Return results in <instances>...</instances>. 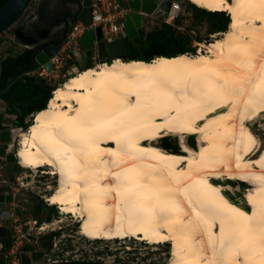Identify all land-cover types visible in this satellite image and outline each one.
<instances>
[{"label":"bare ground","instance_id":"1","mask_svg":"<svg viewBox=\"0 0 264 264\" xmlns=\"http://www.w3.org/2000/svg\"><path fill=\"white\" fill-rule=\"evenodd\" d=\"M192 1L227 11L231 30L196 54L69 72L16 157L52 167L50 205L91 239L169 243L170 264H264V0ZM172 135L202 152L163 147Z\"/></svg>","mask_w":264,"mask_h":264},{"label":"rangeland","instance_id":"2","mask_svg":"<svg viewBox=\"0 0 264 264\" xmlns=\"http://www.w3.org/2000/svg\"><path fill=\"white\" fill-rule=\"evenodd\" d=\"M34 4L35 0H32L20 18L2 33L0 38L6 35V33L12 32L13 28L25 20L30 14ZM183 6L187 12L189 10L191 11V7L187 0L183 2ZM123 14L122 15L125 16V13ZM161 17L166 18L167 15L163 14ZM191 18H193V15L183 17L181 19V24L184 28H190V33L194 39L201 38L203 42L200 43L206 45L211 44L217 36L222 35V32L210 35L209 24L207 22L195 24ZM122 20H124V18ZM184 30L185 29H183V31ZM195 45L197 46L196 53H198L200 44L195 42ZM202 50L205 51L206 46H203ZM98 64L99 63H94L93 67ZM85 67L84 65L82 69ZM69 72L72 71H65L62 75L57 76V81L54 82V84L58 86L63 84L67 78L71 76ZM5 115L6 114H3L2 121H7L6 126L10 128L16 127V117L9 115L6 119ZM33 116L34 115L29 116L27 122L31 123ZM37 119V114H35V124L37 123ZM34 123L29 127L35 125ZM252 126L259 135L262 146H264V119L256 121ZM18 139L19 138L16 140L17 148ZM183 141L184 144L189 147L199 152L201 151V149L198 148V135L193 138L187 137L184 139L178 135H172L160 141V143L165 148L179 151ZM6 162V156H0V166L5 165ZM51 169L52 167L49 165H45L37 170L25 168L24 172L16 174L15 180L12 182L13 185L11 183L10 187L6 188L9 192H15L18 197L19 207H16V211L19 222L27 228L29 221L32 223L35 220L37 221L36 228L33 230L35 235L32 239L37 242L38 248L44 250L47 254L43 258V262L53 264V260L64 262L69 259L82 262L83 264H93L96 262H104L106 264H170L173 245L169 243L153 245L133 237L123 239L116 238L112 240L91 239L82 234V224L79 219L75 218L72 214H62L57 206L50 205L49 203L47 197L51 196L61 183L58 175L49 173ZM3 177L7 176L3 175ZM242 184L243 186H240L238 182H232L231 187L235 190L237 196L243 197L245 195L246 197L248 185L246 183ZM248 201L249 203L252 202L250 199ZM8 224H10V222ZM42 242L45 243V246L41 245ZM10 245L9 238V242H5L0 252V264H9V258H11V256H9ZM7 254L9 256L8 258H6ZM21 263L20 256L18 264Z\"/></svg>","mask_w":264,"mask_h":264},{"label":"water","instance_id":"3","mask_svg":"<svg viewBox=\"0 0 264 264\" xmlns=\"http://www.w3.org/2000/svg\"><path fill=\"white\" fill-rule=\"evenodd\" d=\"M32 0H7L0 7V35L11 27L23 14L27 6ZM81 5L73 16L67 19L68 31L72 30L73 25L82 21L89 25L93 21L91 14L92 0H80ZM118 6L125 11L124 20L122 23L123 32L119 36H108L102 26L89 28L85 31L81 38V44L84 49V54L91 58L95 55V60L98 63L112 62L115 58L128 59L127 47L124 44L123 37H127L136 42L140 41L146 35L144 25L145 15L158 14L163 15L170 9L172 1L184 0H115ZM96 19H100L97 16ZM63 48L62 40L42 44L36 50V61L43 65L48 73L53 71L52 58H54ZM67 65L72 68L73 73H77L80 68L77 65L75 58H69ZM2 67L0 66V76ZM40 80L41 78H36ZM45 81V79H43ZM24 127L21 122H17V126L0 130V156H6L7 162L0 166V248L5 245L4 239L11 236L7 226L2 225L3 221L10 219V209L8 205L15 203L18 200L17 195L9 192L11 183L15 180L16 174L24 172L25 168L19 164L16 157V140L18 135L23 132ZM4 173V174H3ZM8 177L6 182L1 180V177ZM21 264H51L43 262L45 257L44 250H37L36 245L31 241H27L21 251Z\"/></svg>","mask_w":264,"mask_h":264},{"label":"trees","instance_id":"4","mask_svg":"<svg viewBox=\"0 0 264 264\" xmlns=\"http://www.w3.org/2000/svg\"><path fill=\"white\" fill-rule=\"evenodd\" d=\"M6 1L0 0V7ZM187 1L195 11L193 23L200 24L207 20L211 34L231 30L232 18L227 11H211L198 6L192 0ZM67 16L68 14L65 17L67 18ZM179 25H181V18L176 19L174 24L162 22L159 27L149 31L146 38L141 41L143 53L127 54L128 59L124 60L151 61L158 56L173 57L184 53L195 54L197 46H194V42H203V40L201 38L194 39L189 27L183 31L178 28ZM35 60L34 50L30 49L17 56H8L1 62L0 96L11 103H15L11 106L10 113L17 114V120L22 123L24 130L34 123L36 113L47 108L52 92L58 86H49L46 82L31 80L26 75L28 71L37 66ZM90 67H93V64H89L83 69ZM83 69L80 68V70ZM39 95L45 97V102L34 105V97ZM33 114L32 122H27V118ZM74 263L81 264L82 262L76 261Z\"/></svg>","mask_w":264,"mask_h":264},{"label":"crops","instance_id":"5","mask_svg":"<svg viewBox=\"0 0 264 264\" xmlns=\"http://www.w3.org/2000/svg\"><path fill=\"white\" fill-rule=\"evenodd\" d=\"M80 5H81L80 0L77 1L76 0L75 1L35 0V4L32 7V10L30 14L27 16V18L23 20L21 23H19L18 26L13 28L12 32L6 33V35H3L0 38V66L2 60L7 58L8 56H17L19 54H23L24 52L30 49L34 50L35 59H36V50H38L37 48L39 46L41 47L42 44H50L59 40H62V44H63V48L61 52L62 55L70 54L72 57H74V52L79 51V55L74 57L76 59L79 68H82L84 65L87 66L89 64L97 63V61L95 60V55H93L91 59L84 54V49L81 44V38L79 40L80 41L79 43L72 42L69 44L66 41L67 35L69 33L67 29L68 27L67 19L73 16L74 13L78 11ZM123 13H125L124 10ZM66 14H68L67 18L65 17ZM187 15H193V18L191 19H193L194 21L195 11L192 7H191V11L189 10L188 12L184 8V14L180 18L182 19ZM64 17L65 20H63ZM164 21L167 22L165 18H162L158 14L145 15L144 25L146 29V35L149 31L159 27L161 23ZM174 22L175 20L168 23L174 24ZM204 22H207V20H204L201 23ZM122 23L123 20H121V24ZM178 28L180 30L185 29L182 24L179 25ZM122 32L123 30L115 34L114 36H119L122 34ZM146 35L138 42L129 39L127 37H123L124 44L127 47V54L143 53L140 43L143 39L146 38ZM210 35L212 34L210 33ZM195 42H194V46H196ZM36 64L37 66L31 69L30 71H28L26 75L29 76L31 80H37L36 78L38 77H40L41 79L37 81H43V79H45V81L43 82H46L49 86H57L56 84H54V82L57 81L56 77L62 75L65 71L72 70V68L67 65V62L65 63L62 69L52 71L51 73H48L46 69L43 67V65L39 64L37 61ZM43 102H45V97L43 95L34 97V102H33L34 105H40ZM12 105H15V103H11L0 96V118H1L0 130L10 129L9 126H6L7 121L4 122L2 121L3 114H6L5 115L6 119L8 118L9 115H12L16 117L15 119L17 120V114L10 113V109ZM1 180L3 182H6L7 177L2 176ZM11 207H19L18 200H16L15 203L9 205V208ZM4 242H9V238L4 239Z\"/></svg>","mask_w":264,"mask_h":264},{"label":"built area","instance_id":"6","mask_svg":"<svg viewBox=\"0 0 264 264\" xmlns=\"http://www.w3.org/2000/svg\"><path fill=\"white\" fill-rule=\"evenodd\" d=\"M91 14L94 18L91 24L86 25L82 21H78L73 25L72 30L68 33L66 38V41L69 44L72 42L79 43L80 38H82L85 31L89 28L102 26L104 32L111 38L123 30V26L121 24V20L124 18L123 10L118 6L115 0H92ZM164 14L167 15L165 18L167 22H172L180 18L184 14L183 2L172 1L170 9ZM97 16H100V19H96ZM61 52L62 50L54 58H52L53 71L62 69L69 58H74L79 55V51L74 52V57L70 54L62 55ZM12 193L16 195L15 192ZM9 209L11 214L10 219L3 221L1 224L7 226L8 230L11 232V245L9 249V256H11V258H9V264H18V260L21 256V250L28 240L37 246V242L32 239L35 235L33 230L36 228L37 221L35 220L33 223L29 221L28 227L26 228L19 222L16 207H11ZM9 222L10 224H8ZM2 249L3 248H0V252ZM46 255L47 254L45 253V256ZM9 256L7 254L6 258ZM58 262L59 260L52 261V263Z\"/></svg>","mask_w":264,"mask_h":264},{"label":"flooded vegetation","instance_id":"7","mask_svg":"<svg viewBox=\"0 0 264 264\" xmlns=\"http://www.w3.org/2000/svg\"><path fill=\"white\" fill-rule=\"evenodd\" d=\"M17 122H18V121H16V125H17ZM48 242H49V241H48ZM41 245H42V246H45V243L42 242ZM36 248H37V250H40V249L38 248V246H36ZM74 262H76V261L67 259V260L64 261V262L53 263V264H75ZM101 263H102V264H106V263H104V262H101ZM81 264H83V263H81Z\"/></svg>","mask_w":264,"mask_h":264}]
</instances>
